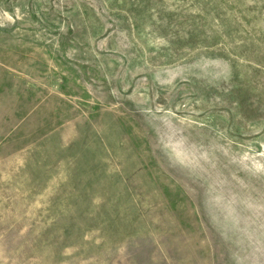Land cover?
<instances>
[{"label":"rangeland","instance_id":"obj_1","mask_svg":"<svg viewBox=\"0 0 264 264\" xmlns=\"http://www.w3.org/2000/svg\"><path fill=\"white\" fill-rule=\"evenodd\" d=\"M0 264H264V0H0Z\"/></svg>","mask_w":264,"mask_h":264}]
</instances>
